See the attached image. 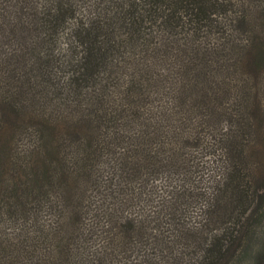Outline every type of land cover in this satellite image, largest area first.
<instances>
[{
    "label": "trees",
    "instance_id": "trees-1",
    "mask_svg": "<svg viewBox=\"0 0 264 264\" xmlns=\"http://www.w3.org/2000/svg\"><path fill=\"white\" fill-rule=\"evenodd\" d=\"M263 92L264 0H0V264H157L131 207L217 148L240 199Z\"/></svg>",
    "mask_w": 264,
    "mask_h": 264
},
{
    "label": "rangeland",
    "instance_id": "rangeland-1",
    "mask_svg": "<svg viewBox=\"0 0 264 264\" xmlns=\"http://www.w3.org/2000/svg\"><path fill=\"white\" fill-rule=\"evenodd\" d=\"M260 98L264 109V92ZM257 121L262 135L264 118ZM247 138L250 147L261 145L260 135L252 133ZM21 145L22 139L17 151L22 150ZM214 151V157L207 153L201 162L190 167L187 175L175 172L156 176L148 198L131 207L130 211L135 215L146 217L149 235L159 245L163 248L174 245L171 251L163 252L158 247H150L149 253L157 264H198L201 244H184L185 235L191 233L207 238L213 233H225L232 246L237 243L240 233H248L250 238L243 252L234 256L226 254L217 264H249L253 250L264 238L263 153L249 149L240 178L244 194L239 199L236 194L234 198L230 197L233 188L225 186L226 169L219 157V149Z\"/></svg>",
    "mask_w": 264,
    "mask_h": 264
}]
</instances>
